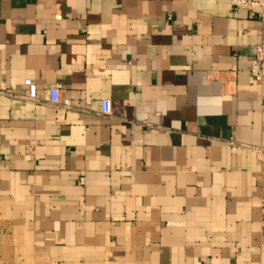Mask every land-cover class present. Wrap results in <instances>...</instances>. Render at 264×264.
<instances>
[{"label":"crops","instance_id":"obj_1","mask_svg":"<svg viewBox=\"0 0 264 264\" xmlns=\"http://www.w3.org/2000/svg\"><path fill=\"white\" fill-rule=\"evenodd\" d=\"M26 77L68 106L24 99ZM262 195L263 20L229 0H0V264H264Z\"/></svg>","mask_w":264,"mask_h":264},{"label":"built area","instance_id":"obj_2","mask_svg":"<svg viewBox=\"0 0 264 264\" xmlns=\"http://www.w3.org/2000/svg\"><path fill=\"white\" fill-rule=\"evenodd\" d=\"M229 3L233 9L243 8L250 16H256L264 21V0H229ZM262 58V50H259L250 63V74L256 81L262 78ZM23 84L25 92L22 94V97L26 100H42L51 105L68 106V100L61 97V85L59 83L47 86L45 88V96L43 97L40 96L38 85L32 78H24ZM99 102V112L103 115H108L110 113L109 100L102 99ZM259 224L260 238L258 248L261 252H264V195L260 197Z\"/></svg>","mask_w":264,"mask_h":264}]
</instances>
